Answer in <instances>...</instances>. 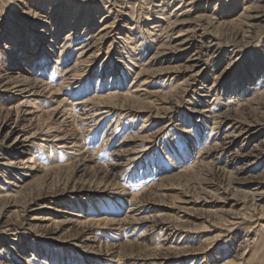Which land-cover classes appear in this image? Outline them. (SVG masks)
I'll list each match as a JSON object with an SVG mask.
<instances>
[{
	"label": "rangeland",
	"instance_id": "374dc122",
	"mask_svg": "<svg viewBox=\"0 0 264 264\" xmlns=\"http://www.w3.org/2000/svg\"><path fill=\"white\" fill-rule=\"evenodd\" d=\"M170 2L0 0V71L36 72L51 85L22 107L29 93L0 88V125L8 123L0 194H11L0 200V264H264V0ZM249 5L263 18L242 24ZM205 14L213 17L202 21ZM183 34L191 48L174 49ZM159 38L167 50L153 57ZM201 46L212 57L202 55V73L187 82V61ZM85 49L79 76L51 94L64 78L59 68H72ZM143 69L149 75L136 79ZM109 88L147 103L93 104L89 123L84 109L62 114L71 105L62 101ZM244 120L254 125L249 138L234 131ZM142 192L138 217L166 219L164 231L149 222L112 228ZM32 199L39 206L23 212Z\"/></svg>",
	"mask_w": 264,
	"mask_h": 264
},
{
	"label": "bare ground",
	"instance_id": "6f19581e",
	"mask_svg": "<svg viewBox=\"0 0 264 264\" xmlns=\"http://www.w3.org/2000/svg\"><path fill=\"white\" fill-rule=\"evenodd\" d=\"M154 1H157V3H159V6H165V4L166 3H169V1H171L170 3H172V2H175V1H179L180 2V4L181 3H183L185 0H154ZM193 1V0H192ZM115 2V1H114ZM254 8L252 7V6H247V7H244L243 8V10H242V12H241V15L239 16V20H238V22H240V20L242 19V24L243 23H245V22H247V20L248 21H253V20H255V19H259V18H263L262 16H259V15H257L256 14V12L254 13ZM211 17H213V14H205V15H202V16H200V19H202V21L203 20H207V19H209V18H211ZM211 20V19H210ZM214 20V19H213ZM217 20V19H216ZM180 21H181V19H180ZM179 21V19H176V21L175 22H173V24L174 25H176V23L177 22H180ZM199 21V20H198ZM184 22H186V21H184ZM214 22H215V20H214ZM181 24H182V22H180ZM179 23V24H180ZM187 23V22H186ZM199 23V22H198ZM171 24V23H170ZM167 24V26L168 27H166V26H164V28H163V31L162 32H164V31H166L171 25H173V24ZM202 25V24H201ZM162 28V27H161ZM106 29V28H105ZM162 30V29H161ZM193 30V29H192ZM106 31V30H105ZM188 31V30H187ZM190 32H191V30H190ZM194 32V31H193ZM162 34H165V33H162ZM183 35H185V34H183ZM104 36H106V34L105 35H101V37H99L100 39L102 38V37H104ZM215 36V35H214ZM162 36H160V38H161ZM202 36H200L199 38H201ZM159 38V40H160V43L162 42L161 41V39ZM174 39V38H173ZM202 39V38H201ZM215 39H219V37L218 36H215ZM158 40V41H159ZM179 40V39H178ZM176 41V40H175ZM174 42V41H173ZM194 42V40L192 39V37L191 36H189V34H187V35H185V36H183V38L179 41V44H177V45H175L174 46V49H176V48H178V47H180L181 49H183V50H188V49H190L191 48V46H192V43ZM176 44V43H175ZM168 48V47H167ZM165 50H167L166 49V45L164 46L163 45V43H161V46H160V48H158V51L155 53V55L153 56V57H156V55L158 56V55H160V53H163ZM87 50L85 49V50H83L82 52H81V54H80V56H79V60L76 62V64L72 67V68H69V69H67V70H63V69H60L59 68V70H60V73L63 71V74H62V76L64 77L63 79H62V81H61V83H60V87L58 88V90H54L53 88H51V94H53L54 92H56V93H59L58 91L59 90H61L64 86H66L69 82H71L72 80H75L76 78V76L78 75V72H79V67H81L85 62H86V60H84V58L86 57V55H87ZM207 53H208V55H209V59H211V57H212V53L211 52H209L208 50H205V49H203L202 48V46L201 47H198V48H196L195 49V51H194V53H193V56H192V60H188L187 61V63H188V66H187V72H185V74L187 75V82H190L192 79H195V78H197L201 73H202V71H197V67H198V65L200 64V59H201V56L202 55H207ZM89 58V57H88ZM194 58V59H193ZM189 61H191L190 63H189ZM155 62V61H154ZM59 63V62H58ZM38 71H40V70H38ZM36 72H31L30 73V76H28V77H25V76H23V75H17V76H13V75H11V74H8V73H6V71H5V74H3L2 73V71H0V88L1 87H6L7 88V90H9L10 92H14V93H16V94H23V93H29L28 94V96H27V99L25 100V101H23V102H21L22 103V105L20 106V107H22V106H25V105H27L32 99H33V97H36V96H39V95H42V93H44V92H46V91H48V88L49 87H51V85L48 83H45V81L43 80V79H39L38 77H36L35 74ZM177 74H183V72L182 71H179V72H176ZM143 74H147V75H149V72H148V70H142L140 73H138L137 74V77H136V79L138 78V77H140V76H142ZM79 76V75H78ZM77 76V77H78ZM33 80V81H32ZM149 79H147L146 81H144L143 83V85H147L148 83H149V81H148ZM32 81V82H31ZM185 81V82H186ZM187 82H186V86L188 85L187 84ZM43 83H45L44 85H43ZM182 84V83H181ZM184 84V83H183ZM185 85V84H184ZM183 86V85H182ZM182 86L181 85H177L176 86V88H174V90L176 89H179V88H182ZM213 86H215V84L213 83ZM249 86H247L246 87V90H245V92H248V93H250V94H253V93H256V91H258L257 90V85L253 88V87H249ZM116 88V87H115ZM53 89V90H52ZM183 89H184V87H183ZM109 90H112L111 88H109L108 89V92L106 91V93L104 92L102 95H100V94H98L97 96H95L94 98H92V99H87V100H82V99H80V100H77L74 104L73 103H71V102H68L67 100H64V101H62V104H64V103H68V104H71V105H64L63 107L65 108H63L64 110L62 111V114L64 115V117L65 116H69L70 115V113L73 111V110H76V109H78V108H80V111H82L83 109V111L84 112H82L83 114L84 113H87L86 115H87V117H85V119H83V120H85L87 123H89L90 122V120H91V117H96L97 115L96 114H92V113H94V112H92V108H94V106H92L93 104H96V103H98V104H101V105H111V104H113L114 102V100L115 99H119V98H121L122 100H124V101H122L123 102V105H126V104H130V105H128V108H129V106L131 107V108H138V110H140V107H137V106H141V108L147 103V102H145V104H142L141 103V100H140V98H142L141 96H136L135 95V92L136 91H134V90H130V91H128V92H126L125 94H124V96H122L121 94H119V92H115L114 90V92H110ZM117 91V90H116ZM254 91V92H253ZM100 92V91H99ZM31 93V94H30ZM36 101H38L39 99H35ZM34 101V100H33ZM118 101V100H117ZM113 102V103H112ZM119 102H120V100H119ZM248 103V102H247ZM250 103H252V102H250ZM62 104H60V105H62ZM249 104V103H248ZM246 105V104H245ZM69 106H71L70 108H68ZM90 106H92L91 108H88V107H90ZM248 105H246V107H247ZM3 108V107H2ZM87 108L89 109V110H87ZM125 108V107H124ZM241 108V107H240ZM10 110L11 108H7V110ZM82 109V110H81ZM263 109V108H262ZM208 112V111H207ZM207 112H203V114H207ZM32 113H36V111H34V112H32ZM103 113H107V112H103ZM74 114V113H73ZM216 114V113H215ZM33 115H35V114H33ZM92 115V116H91ZM208 115V114H207ZM74 116V115H73ZM225 116V115H224ZM81 117V116H80ZM218 117V116H217ZM69 118V117H68ZM67 118V119H68ZM82 118V117H81ZM83 118H84V116H83ZM211 118V117H210ZM103 119V118H102ZM213 119V118H212ZM219 120V119H218ZM221 121V120H220ZM240 121V120H239ZM7 122V121H6ZM6 122L4 121L3 122V124L2 125H0V129L1 128H3L4 129V127L8 124H6ZM243 127H241L240 126V124H239V126L240 127H236L235 128V130L234 131H237V130H241V128H242V130H244V132H245V134H243L242 135V137H244V136H247L248 138H249V136H248V134L251 132L250 130H247V129H251L254 125H252V123H250V122H245V120L243 121ZM67 124V123H66ZM241 124H242V122H241ZM258 126L261 124V123H256ZM212 126V125H211ZM256 126V125H255ZM8 127V126H7ZM10 127V126H9ZM243 128H245V129H243ZM232 129V128H231ZM231 132V131H230ZM238 134V133H237ZM239 134H242V133H239ZM139 135V134H138ZM34 137V136H33ZM229 137V136H228ZM236 137H239V136H236ZM136 138H137V136H136ZM138 138H140V140H142V141H145V140H147V139H149V137H146V136H144V135H142L141 133H140V135L138 136ZM232 138V137H231ZM235 138V137H234ZM29 139V138H28ZM32 139V138H31ZM78 139V138H77ZM63 140V139H62ZM72 142L70 143V144H73V146L74 147H77V145L79 144V143H77V142H75V139L74 138H72ZM127 142V141H126ZM74 144H76V145H74ZM102 144V148L106 145V143L105 142H103V143H101ZM222 145H220V147H221ZM60 148L61 149H65L66 148V146H60ZM101 148V149H102ZM100 149V150H101ZM99 150V151H100ZM120 150V149H119ZM213 150V149H212ZM120 152H122L121 150L120 151H118L117 153H115L116 154V156L118 155V153H120ZM114 155V154H113ZM236 155V154H235ZM120 157V156H119ZM202 161V160H201ZM117 162V161H116ZM113 165V164H112ZM114 165H116V163L114 164ZM201 165V164H200ZM111 166V165H110ZM38 169V168H37ZM35 170V169H34ZM41 171V170H40ZM108 178V176L107 175H105L104 177H102L101 179H99L98 181H100V182H103L105 179H107ZM23 190H24V186L23 185H21L20 187H19V190H17L16 192H13L12 194H20L21 192H23ZM125 191V190H124ZM142 194H143V192L142 193H138V194H133L132 195V198H131V200H130V203H131V205L133 204V207H130L128 210H127V213H126V216H125V218L123 219V220H119L118 222H115V220L110 224V225H112V228H114V229H116V230H120V231H123V229H125L128 225H132L133 223H137V222H149V223H151V225H152V230L154 231L155 229H157L158 228V230H163L164 228H165V224H164V222L166 221V219H162V218H158V217H156V216H147V217H142V218H140V217H138V216H140L141 215V209H140V206L142 205L141 204V201H140V198H141V196H142ZM11 196V194H7V195H1L0 194V200H2V199H6V198H9ZM249 196V195H248ZM33 197H35V196H33ZM38 197H39V200L42 198V196L41 195H38ZM250 198V197H249ZM141 204H139V203ZM193 202V201H192ZM186 203V202H185ZM39 206V202H38V200H36V199H32V200H28L26 203H24V207H23V212H25V213H27V212H29V211H35L34 209L35 208H37ZM24 213V214H25ZM47 218V217H46ZM46 218H40V221H42V222H38V223H35V226H38V225H43V223L46 221V220H44V219H46ZM50 222V221H49ZM56 223H57V221H56ZM59 223V222H58ZM169 224V223H168ZM118 226V228L116 227V226ZM34 226V225H33ZM152 231V232H153ZM164 231V230H163ZM151 233V232H150ZM90 235H93L94 237H97V231L95 232H91L90 233ZM148 235V232H143L142 233V237H144L145 238V236H147ZM110 237H113V236H110ZM89 241H91V240H89ZM143 241V240H142ZM129 244L132 246V247H139L140 249H143V250H147V251H153V250H155V248H150L149 246H148V244H144V243H134V242H129ZM160 250H162V249H159V250H156V251H160ZM122 254H123V252L121 251V249H120V252H118V255H120V257L122 256ZM198 254H200V255H204V252H200V253H198ZM121 260H122V258H119L118 259V263H120L121 262ZM226 264H228V263H226Z\"/></svg>",
	"mask_w": 264,
	"mask_h": 264
}]
</instances>
